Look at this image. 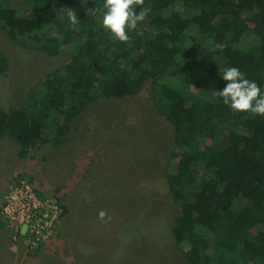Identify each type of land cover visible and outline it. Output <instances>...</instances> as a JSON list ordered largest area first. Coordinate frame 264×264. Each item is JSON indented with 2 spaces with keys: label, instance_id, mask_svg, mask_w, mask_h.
Returning <instances> with one entry per match:
<instances>
[{
  "label": "trees",
  "instance_id": "trees-1",
  "mask_svg": "<svg viewBox=\"0 0 264 264\" xmlns=\"http://www.w3.org/2000/svg\"><path fill=\"white\" fill-rule=\"evenodd\" d=\"M103 4L0 0V30L23 50L69 57L22 107L0 110V139L24 159L45 137L66 135L88 104L149 85L172 128L164 173L174 247L188 264H264V116L233 111L215 94L228 66L264 90V0H144L150 12L128 42L102 26ZM7 67L0 51V75Z\"/></svg>",
  "mask_w": 264,
  "mask_h": 264
},
{
  "label": "rangeland",
  "instance_id": "rangeland-1",
  "mask_svg": "<svg viewBox=\"0 0 264 264\" xmlns=\"http://www.w3.org/2000/svg\"><path fill=\"white\" fill-rule=\"evenodd\" d=\"M0 51L8 59L4 112L22 107L69 59L23 50L2 30ZM17 151L0 139V264H188L171 233L177 212L164 172L174 159L172 128L156 113L149 85L98 99L56 142L45 137L24 159Z\"/></svg>",
  "mask_w": 264,
  "mask_h": 264
},
{
  "label": "clouds",
  "instance_id": "clouds-1",
  "mask_svg": "<svg viewBox=\"0 0 264 264\" xmlns=\"http://www.w3.org/2000/svg\"><path fill=\"white\" fill-rule=\"evenodd\" d=\"M143 2L144 0H104L102 26L119 41H130L129 33L143 22L150 12V8L143 7ZM68 18L71 23L78 20L71 11ZM219 75L228 82L221 91L215 92L222 97L224 105L236 112L264 116V90L256 81L248 79L246 74L235 66L220 69ZM98 216L104 221L108 214L101 210Z\"/></svg>",
  "mask_w": 264,
  "mask_h": 264
}]
</instances>
